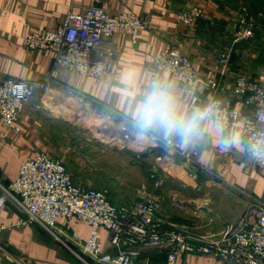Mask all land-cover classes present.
<instances>
[{"label":"built area","instance_id":"obj_1","mask_svg":"<svg viewBox=\"0 0 264 264\" xmlns=\"http://www.w3.org/2000/svg\"><path fill=\"white\" fill-rule=\"evenodd\" d=\"M236 17L231 45L223 48L216 58L223 68L230 64L234 45L264 39V25L258 24L246 9ZM204 20H208L207 15L197 6L177 15V22L191 30ZM146 28V20L137 14L123 10L110 14L104 0H92V4L81 7L78 12L70 8L62 26L44 33H28L23 47L28 51H50L54 66L99 79L108 69L106 58L116 54L111 37L126 34L136 43L138 35ZM93 52L95 60L91 59ZM164 74L190 95L187 111L217 105L228 130L232 124L242 123L245 141L264 131L263 70L257 79L237 75L231 93L226 94L220 78L200 75L181 45L168 44L152 61L150 83L163 81ZM199 85L210 95L200 93ZM50 89L48 80L1 81L0 122L11 132L18 133L19 110L35 93ZM236 96H241L243 109L233 107ZM76 98L84 100L80 95ZM86 108L90 109L88 105ZM132 129L130 120L123 119L119 126L123 136ZM201 143L184 148L176 141L146 138V147L135 157L146 161L150 182L164 176L177 177L182 189L191 188L199 194L203 190L199 174L204 169L199 162ZM245 152L243 173L256 174L264 180V159H255ZM153 191L142 185L135 201L113 204L107 190L75 184L61 161L39 153L21 163L14 181L8 184L0 181V213L10 204L21 215L9 226L0 223V248L12 226L35 224L66 248L78 250L93 264H135L142 256L153 255H164L167 264H178L177 260L188 254L211 257L218 264H264V198L248 196L243 212L234 222L219 232H209L206 228L211 219L206 222L200 215L205 209L210 212L205 204L193 209L189 223L176 224L162 215L161 198ZM172 203V208L182 206L177 200ZM61 219L67 223L72 219L87 223L88 236L82 238L77 233L64 231L57 225ZM101 229L107 232L105 241L101 239Z\"/></svg>","mask_w":264,"mask_h":264},{"label":"crops","instance_id":"obj_2","mask_svg":"<svg viewBox=\"0 0 264 264\" xmlns=\"http://www.w3.org/2000/svg\"><path fill=\"white\" fill-rule=\"evenodd\" d=\"M104 3L110 14L122 10L137 14L146 20L147 28L140 32L136 43H132L129 35H113L110 42L116 54L106 58L108 69L101 78L92 79L54 66L50 51H28L23 47V39L28 33H44L62 26L70 8L78 12L81 7L92 4V0H0V82L7 79L48 80L51 87L49 92L35 93L19 110L18 133L11 132L0 122V181L4 184L17 178L24 160L39 153L53 158L46 146L51 131L48 127L56 122L57 118H53L56 112H60L59 119L67 123L81 106L88 105L90 113L115 127H119L123 119L130 120V100L150 84L152 61L168 44L181 45L200 75L220 78L226 94L231 93L237 75L257 79L264 71V65L255 61L258 56L253 49L258 40L264 43L263 38L249 41V47L246 42L234 45L228 67L223 68L217 62L218 53L231 45L237 25L235 9L218 0H104ZM194 6L201 8L208 20L199 21L191 30L177 22V15ZM96 58L93 52L91 59ZM163 81L172 86L181 108L187 111L190 95L168 74L163 75ZM198 91L210 95L203 85L198 86ZM76 95L83 96L84 100H78ZM233 107L243 109L241 96L234 97ZM231 130L243 137L241 122L232 124ZM130 132L136 134L134 129ZM136 140L141 149L146 147V138H139L136 134ZM245 157L246 152L242 149L222 150L215 138L202 141L199 162L204 169L198 181L207 200L202 201L201 195L191 188L182 189L177 177L164 176L155 182L149 181L153 194L161 198L162 215L172 223H189L193 209L202 204L206 206L208 201L210 212L205 209L200 214L206 222L211 219L206 230L219 232L234 222L243 212L248 196L264 198V180L256 174L246 176L243 173ZM177 175L180 176L179 171ZM175 200L182 204L181 208L170 207ZM20 216L13 206L7 204L0 213V223L9 226ZM57 225L82 238H86L90 231L87 223L77 219L68 223L61 219ZM100 234L105 241L107 232L101 229ZM0 261L2 264H93L78 250L66 248L35 224L11 227L1 244ZM177 263L218 264L211 257L193 254L180 257ZM135 264L167 263L164 255H153L142 256Z\"/></svg>","mask_w":264,"mask_h":264},{"label":"rangeland","instance_id":"obj_3","mask_svg":"<svg viewBox=\"0 0 264 264\" xmlns=\"http://www.w3.org/2000/svg\"><path fill=\"white\" fill-rule=\"evenodd\" d=\"M218 2L235 9L236 15L244 8L258 24L264 25V12L259 13V16L252 9L255 7L257 11L264 10V0ZM249 44L251 43L246 41V46L249 47ZM253 49L258 56L255 61L264 65V43L258 40L253 44ZM86 107L81 106L74 117L67 119V123L59 119L60 112L53 115L57 120L48 127L51 131L48 134L47 150L54 159L62 162L75 184L107 190L113 204L135 201L142 185L150 188L146 161L135 157L142 150L136 134L127 132L123 136L119 127L90 113V109ZM204 194L205 192L199 193L202 201L207 200ZM206 202V206L210 208V204ZM222 214L226 215L224 212Z\"/></svg>","mask_w":264,"mask_h":264},{"label":"clouds","instance_id":"obj_4","mask_svg":"<svg viewBox=\"0 0 264 264\" xmlns=\"http://www.w3.org/2000/svg\"><path fill=\"white\" fill-rule=\"evenodd\" d=\"M128 116L139 138H160L188 146L215 138L222 150H246L255 159H264V131L247 141L229 131L217 105L183 110L170 84L156 80L130 100Z\"/></svg>","mask_w":264,"mask_h":264},{"label":"trees","instance_id":"obj_5","mask_svg":"<svg viewBox=\"0 0 264 264\" xmlns=\"http://www.w3.org/2000/svg\"><path fill=\"white\" fill-rule=\"evenodd\" d=\"M252 9H253V11L256 13L255 15H257V14H259V13H262V12H264V10H259V11H257L256 9H255V7H252ZM259 16H260V14H259ZM263 18V17H262ZM263 20H264V18H263Z\"/></svg>","mask_w":264,"mask_h":264}]
</instances>
